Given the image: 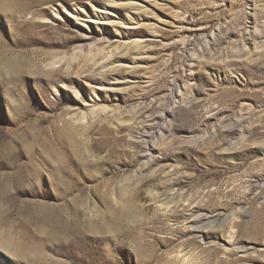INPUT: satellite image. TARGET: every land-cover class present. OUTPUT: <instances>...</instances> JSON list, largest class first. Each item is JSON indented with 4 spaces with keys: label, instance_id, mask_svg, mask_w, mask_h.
<instances>
[{
    "label": "rangeland",
    "instance_id": "rangeland-1",
    "mask_svg": "<svg viewBox=\"0 0 264 264\" xmlns=\"http://www.w3.org/2000/svg\"><path fill=\"white\" fill-rule=\"evenodd\" d=\"M0 65V264H264V0H0Z\"/></svg>",
    "mask_w": 264,
    "mask_h": 264
},
{
    "label": "bare ground",
    "instance_id": "bare-ground-1",
    "mask_svg": "<svg viewBox=\"0 0 264 264\" xmlns=\"http://www.w3.org/2000/svg\"><path fill=\"white\" fill-rule=\"evenodd\" d=\"M13 65V64H12ZM12 65L10 64V66L12 67ZM6 67H9L8 66V64H6L5 65ZM14 66V65H13ZM3 70V68H2V66L0 65V72ZM7 103V102H6ZM9 103V102H8ZM6 105V104H5ZM22 106V105H21ZM9 111H12V110H14V109H16V108H18V106H17V104H14V103H9V104H7L6 106H5ZM23 107V106H22ZM27 107V106H26ZM62 179V178H61ZM61 179H60V177H58L56 180H53V182H55V184L56 183H61ZM23 184V182H21L20 184H18V185H22Z\"/></svg>",
    "mask_w": 264,
    "mask_h": 264
}]
</instances>
